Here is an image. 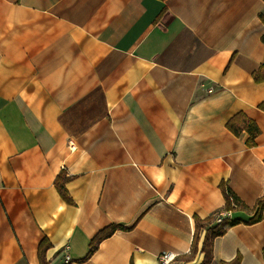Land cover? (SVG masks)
<instances>
[{"label": "crops", "instance_id": "obj_1", "mask_svg": "<svg viewBox=\"0 0 264 264\" xmlns=\"http://www.w3.org/2000/svg\"><path fill=\"white\" fill-rule=\"evenodd\" d=\"M262 0H0V264H264ZM243 113L255 144L226 121ZM63 171L66 204L54 182ZM121 225L84 260L101 229ZM48 240L44 263L38 257ZM68 258L65 263V258Z\"/></svg>", "mask_w": 264, "mask_h": 264}, {"label": "trees", "instance_id": "obj_2", "mask_svg": "<svg viewBox=\"0 0 264 264\" xmlns=\"http://www.w3.org/2000/svg\"><path fill=\"white\" fill-rule=\"evenodd\" d=\"M264 2V0H262ZM259 19L264 24V12L259 14ZM262 38V42L264 43V38ZM226 128L230 131L234 136H240L243 132H246L248 138L246 140V144L248 147H252L255 144V139L259 134V129L254 121L247 118L243 113H237L233 117H231L228 121H226ZM63 171H61L55 179L54 186L59 194V197L68 204L71 205L72 201L67 197V192L64 186L65 178L62 180ZM64 177V176H63ZM219 188L222 192L224 198V211L232 212V211H245L252 212V217L245 222L247 225L255 224L261 221L263 210H264V197L258 199L253 207V210L248 209L242 202L238 199V197L228 188L227 185L221 183ZM219 215V214H218ZM216 215V217H218ZM211 217L204 221H200L198 219L195 220V233L192 239L190 254L193 255L196 252V246L198 242V233L199 230L204 229L205 233L201 242V246L199 252L203 255V259L200 264H212V245L213 241L216 237L222 236L228 227L239 224L241 221L236 220H228L221 219L219 223H216V218ZM116 230H125L121 225L111 224L101 230H99L93 238L89 241L87 254L84 260H87L97 249L98 244L110 237ZM49 247L48 240L43 238L38 247V257L41 263H44V251ZM240 257H235L230 262H220L219 264H240ZM263 261H264V250H263Z\"/></svg>", "mask_w": 264, "mask_h": 264}, {"label": "built area", "instance_id": "obj_3", "mask_svg": "<svg viewBox=\"0 0 264 264\" xmlns=\"http://www.w3.org/2000/svg\"><path fill=\"white\" fill-rule=\"evenodd\" d=\"M222 215H218V217H216V223H219L222 219ZM177 254L173 251H164L162 252L159 256H158V262L159 264H174L176 258H177ZM68 258H65V263H67Z\"/></svg>", "mask_w": 264, "mask_h": 264}]
</instances>
